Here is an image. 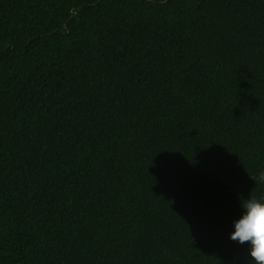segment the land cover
Masks as SVG:
<instances>
[{
    "label": "trees",
    "instance_id": "1",
    "mask_svg": "<svg viewBox=\"0 0 264 264\" xmlns=\"http://www.w3.org/2000/svg\"><path fill=\"white\" fill-rule=\"evenodd\" d=\"M264 0H0V264H251Z\"/></svg>",
    "mask_w": 264,
    "mask_h": 264
},
{
    "label": "clouds",
    "instance_id": "2",
    "mask_svg": "<svg viewBox=\"0 0 264 264\" xmlns=\"http://www.w3.org/2000/svg\"><path fill=\"white\" fill-rule=\"evenodd\" d=\"M264 182V172L259 173ZM240 214L231 221L230 240L248 242L251 264H264V196L240 197Z\"/></svg>",
    "mask_w": 264,
    "mask_h": 264
}]
</instances>
